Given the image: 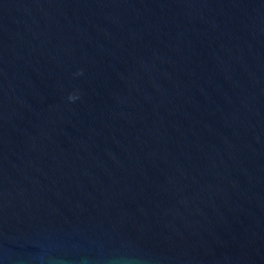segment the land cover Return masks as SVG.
Segmentation results:
<instances>
[{
  "label": "water",
  "instance_id": "95a60500",
  "mask_svg": "<svg viewBox=\"0 0 264 264\" xmlns=\"http://www.w3.org/2000/svg\"><path fill=\"white\" fill-rule=\"evenodd\" d=\"M129 242L264 264V0H0V264Z\"/></svg>",
  "mask_w": 264,
  "mask_h": 264
},
{
  "label": "clouds",
  "instance_id": "9594fccd",
  "mask_svg": "<svg viewBox=\"0 0 264 264\" xmlns=\"http://www.w3.org/2000/svg\"><path fill=\"white\" fill-rule=\"evenodd\" d=\"M83 69H79L74 75L81 76ZM81 98L80 90H75L68 95V100L75 102ZM166 257H160L148 251L141 250L132 243L121 244L120 247L104 248L100 246L97 250L84 259L91 264H161V260ZM37 264H42L46 260L44 254H38L35 258Z\"/></svg>",
  "mask_w": 264,
  "mask_h": 264
}]
</instances>
